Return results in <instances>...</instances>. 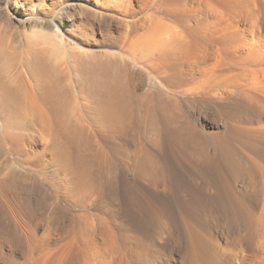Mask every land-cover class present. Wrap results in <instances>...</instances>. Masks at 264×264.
I'll use <instances>...</instances> for the list:
<instances>
[{
	"label": "bare ground",
	"instance_id": "1",
	"mask_svg": "<svg viewBox=\"0 0 264 264\" xmlns=\"http://www.w3.org/2000/svg\"><path fill=\"white\" fill-rule=\"evenodd\" d=\"M165 2L173 21L149 17L128 56L70 52L68 80L38 61L55 37L16 59L22 68L0 41L6 143L45 146L60 193L5 177L0 264H264V0ZM80 12L73 31L111 41L112 18ZM146 58L189 106L161 85L129 87L130 60ZM94 127L124 140L104 143ZM22 217L44 220L45 239L34 243Z\"/></svg>",
	"mask_w": 264,
	"mask_h": 264
},
{
	"label": "rangeland",
	"instance_id": "2",
	"mask_svg": "<svg viewBox=\"0 0 264 264\" xmlns=\"http://www.w3.org/2000/svg\"><path fill=\"white\" fill-rule=\"evenodd\" d=\"M261 1L263 0H260V2ZM166 4L167 3L165 2V0H0V41L6 44L5 46H6L7 54L10 52L9 49L13 47L12 48L13 50L11 49L12 51L10 52V54H8V56L12 57L11 59L15 61L16 59L20 60L21 58L20 61L24 63L26 61V60L24 61V57L27 56V53L25 52L29 53L31 49L32 51L35 49L40 51L47 50L49 48V44L54 42L53 44L57 46L56 47L57 49L55 48L56 51L49 55L46 54L43 57L44 61L41 60L43 58L38 59V61L41 64L44 63L43 65L47 67L48 71L50 73H53L51 74L52 77L53 75L54 78H56L57 76L62 77L61 70L64 67L65 69L67 67L68 68L70 67L69 69L67 68V70L63 69L64 73H67L68 70H71L70 59L68 58V56L69 53L73 51L79 52L80 50H82L79 53H82L83 56H86L85 54L87 53H89L87 55L91 56L94 53V55L92 56L96 57L95 52H97V57L100 56L104 57V56H108V54L106 55V53L112 55L113 53L115 54L117 52H122L124 56H128V54L125 53L129 49V44L131 43V40L148 30L147 28L149 26L148 24L145 23L149 17L161 18L164 19L165 22L173 21V16H171L173 15V13ZM82 8L88 9L90 12L94 13L95 15H106L113 19L112 23H108L105 26V30L107 31L112 43L111 41L109 42L103 40L100 33H98L100 29L96 30L97 33L95 35H91L87 30V28H84L83 30L85 31L84 36L78 34V32L73 31L72 27L70 26L71 24L70 16L80 15L81 13L80 10ZM203 8L204 7H202V9ZM205 9H203L205 10L204 14L206 13L205 15H208L207 14L209 10L208 4L205 6ZM257 9L259 10L260 6L256 2L254 8L255 13L257 15H263L262 10L258 11ZM237 12L238 14H236ZM233 13L231 12L230 14L246 15V12L244 13L242 11H234ZM198 14L199 13H196V15ZM204 14L200 13L199 15H204ZM230 14L227 13L226 15H230ZM33 31L37 35H39L40 33L46 37V38L44 37L45 39L41 37L42 40H44L43 43L41 42L42 44L40 43V41H42L40 39V36H34L35 34H33L34 33ZM45 31L47 34L45 33ZM42 32H44L45 34H43ZM60 34H62L61 36H63L62 37L63 39L61 38ZM51 37H55L53 38V42ZM31 40H33V42ZM29 41H31V43L34 44H31L30 46ZM35 42L39 45L41 44L40 46L41 49L39 45H37ZM34 47L36 48L34 49ZM60 51L62 56L61 58L58 57V53L60 56ZM21 55L22 57L24 56L23 59ZM52 56L53 57L56 56L57 57L56 59L59 62H57V60L54 59ZM14 57L16 58L14 59ZM63 57L65 60L63 59ZM52 58L55 62L51 60ZM21 62L19 63L20 65L19 64L17 65L15 61V64L19 66V68H22ZM50 62L53 64L52 67H54V70L53 68H51L52 64ZM56 62L58 64L62 63L63 65L60 64V66L62 65L63 67L61 66L60 67L61 69L57 67L56 65L58 64ZM55 63L56 65H54ZM116 63L117 64L115 63L113 64L114 69L118 67L119 62ZM67 64L70 65L68 66ZM143 64L150 65L151 59L146 58L138 62H135L134 60H130V66L128 68V76H126V78H128V83H130L129 87L130 88L133 87L131 89L134 88L136 89L143 82L146 83V85H148L149 88H155L156 85L157 86L159 85L160 87L161 85L164 88V90H167L168 92L174 95L175 97L174 103L176 102L175 104L176 109L180 110L184 105L189 106V103H184L182 101L185 97L182 94L178 93V89L177 88L175 90L173 89L175 86L168 85L169 87L168 88V87H164L161 84L160 80L166 78L165 76H163L164 74L161 71H155L154 73L153 72L151 73L146 70ZM56 68L57 69L59 68L60 71L57 70ZM58 71H59V75L57 73ZM55 73H57V75ZM151 74L153 75L151 76ZM65 75L66 74H63V76ZM66 77L67 76H65V78L62 77L63 80H65ZM69 77L70 76H68V78ZM68 78L66 80H68ZM146 89L147 88H145V90ZM7 122L10 121H6L5 123ZM94 132L98 137V139L104 143H111V141L112 142L114 141V143H119L122 140H124V137L115 138V136L102 131L98 127H94ZM16 133L18 134V131ZM19 135H20V131H19ZM27 135L28 133L27 134L21 133V136H23V138H26ZM6 140H7L6 136L5 134H3L0 123V183L3 184L5 182L4 180L5 177H8L10 174L15 173L19 177L18 180L21 181V183L23 182L22 184L24 185L27 184L26 186H30L33 184L39 185L43 188V190L46 193L52 196V201L58 199L60 197L59 189L57 190L58 183L56 182L57 181L56 172L58 168L57 166H55V164L44 158L45 146H42L41 148H36L32 144H30L28 140H26L24 144H22L20 147H17L14 144L11 143L9 144L8 141H7L8 143H6ZM22 220L23 222L26 223V224L24 223V225L27 229L29 230L32 229L30 231L32 233V239L34 240L33 241L34 243L36 242V240L38 242L40 239H45L44 233L42 232L43 230L42 227L43 224L45 223L44 220L37 219L35 221H29L26 217H22Z\"/></svg>",
	"mask_w": 264,
	"mask_h": 264
}]
</instances>
